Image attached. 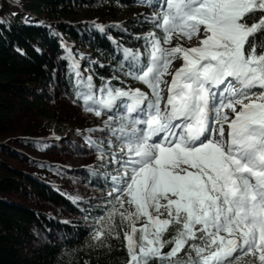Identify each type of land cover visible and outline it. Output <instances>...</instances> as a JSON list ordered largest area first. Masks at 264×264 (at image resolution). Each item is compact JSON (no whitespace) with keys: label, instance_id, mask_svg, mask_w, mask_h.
I'll use <instances>...</instances> for the list:
<instances>
[{"label":"snow or ice","instance_id":"1","mask_svg":"<svg viewBox=\"0 0 264 264\" xmlns=\"http://www.w3.org/2000/svg\"><path fill=\"white\" fill-rule=\"evenodd\" d=\"M150 6V22L163 35L149 33L147 62L129 73L150 93L106 87L96 100L88 77L89 91L78 94L85 105L92 101L109 111L126 99L127 113L135 114L121 118L127 121L120 128L127 149L122 165L130 174L114 188L117 201L127 196L135 206L130 216L146 218L139 245L124 233L128 264L170 260L185 245L198 264H234L246 255L264 264V41L250 39L264 31V0ZM255 12L261 15L249 25L246 17ZM175 35L201 36L199 46L173 45ZM176 59L183 63L169 72ZM161 84H168L167 97ZM86 110L101 115L92 106ZM173 224L177 234L164 239ZM102 235L97 230L96 238ZM165 244L173 245L166 253Z\"/></svg>","mask_w":264,"mask_h":264},{"label":"trees","instance_id":"2","mask_svg":"<svg viewBox=\"0 0 264 264\" xmlns=\"http://www.w3.org/2000/svg\"><path fill=\"white\" fill-rule=\"evenodd\" d=\"M152 14L153 8L142 7L136 0H0V138L24 110H38L40 118L53 122L44 103L56 92L59 76L71 95L89 91L88 77L97 97L108 85L127 91L135 80L129 73L148 55L149 33L159 31L150 22ZM250 15L249 25L261 13ZM253 38L264 41V31ZM50 126L28 119L22 137L39 152L50 153L54 147ZM84 130L92 138L91 126ZM30 159L33 171L2 164L7 172L0 177V264H128L124 233L134 234L122 211L106 200L93 205L82 202L58 181L65 171L62 163L44 159L42 153ZM11 192L61 206L70 214L64 217L61 209L22 203L10 198ZM34 226L44 228L53 239L26 253L36 243ZM178 227L171 225L164 239L174 237ZM97 230L103 232L99 238ZM53 231H60L63 238H55ZM135 234L139 245L141 233ZM193 243L200 241H188ZM172 246L165 244L162 252ZM242 259L234 264H243ZM198 262L195 251L185 245L177 257L155 259L151 264Z\"/></svg>","mask_w":264,"mask_h":264},{"label":"rangeland","instance_id":"3","mask_svg":"<svg viewBox=\"0 0 264 264\" xmlns=\"http://www.w3.org/2000/svg\"><path fill=\"white\" fill-rule=\"evenodd\" d=\"M177 37H182V35L174 36L172 40L173 45L176 44ZM195 40V37H192L191 39L187 38V40H182V43L179 44H181V46L183 47L188 48L196 47L197 45ZM168 46L169 45H165V47ZM181 61L182 59H176L172 64ZM162 86L165 87V84H163ZM137 88H139L141 91L147 92V87L142 83L137 84L134 89ZM161 89V94L165 96L166 88L161 87ZM148 91L150 93L149 89ZM1 95L2 93L0 92V97ZM44 106L45 108H47L49 113L53 115L50 118L53 119V122L48 119L43 120L42 117L40 118L38 116V110H24L9 126L8 131L2 134L0 138V177L6 175L7 172V170L3 168L4 166H2V164H6L10 167H13L14 169H23L26 171H30L32 169L28 159H26L25 157L21 158L15 151H13L12 148L20 150L27 155L39 154V151L36 148L27 145L22 139V126L24 125V123L28 119H36L40 122L43 121L46 123H51L50 127L54 130L56 136L58 138H62L61 141L55 144L56 147L52 149L50 153H44V155L48 156L49 158L52 157L53 159H55L59 163H62L70 169L71 172L68 173L70 176H62V181H65L72 188V190H74L75 195L83 198L86 201H89L90 203L93 202V200L96 198H102L105 196L109 197L133 222L137 231L140 230L146 223V218L141 217L139 220H136L134 218V215L130 216V214L135 213V206L128 203L129 198L127 196H121L120 201H117V197L120 196V193L114 191V189L108 192V194L106 195V192L102 191V189H96V187L90 184V179L83 173V169L88 159H95L97 157L96 153L98 152L93 146L88 144L87 140L82 135L76 133L72 129L73 126L76 125L82 126L93 123L94 127H98L100 129L99 132H95L94 135H101V137L107 142V144L111 142L110 149L113 151V153L110 154V158H114V156L115 158L113 159V161H107L105 165L107 167L112 165L113 168L112 171H103L104 174L102 175V177L104 179V184L106 187L110 185H114L115 187H117V185H123V182L127 179L126 173L130 174V170L126 169L122 164L120 166H116L117 161L115 160L118 159L116 158V155L122 156L120 157L121 161L127 158V149L123 146L124 137L120 132L121 125L125 124V122L122 119H115V124L118 126V128L115 126L114 128H112V126L105 125L103 121L107 120L108 118L105 117V115H107V112L104 108L100 107L98 104L93 105L92 101H89L88 105H85L81 97L72 98L68 96L62 86L60 88V91H58L57 98L55 100L46 99ZM88 106H92L94 109H98L99 111H101V115H95V111H87L86 107ZM60 118L63 119L61 123H59L58 120ZM61 126H64V131L61 135H57L59 132H61ZM117 146H119L118 149ZM105 148L108 149L107 146H105ZM102 156L104 155L102 154ZM114 169L115 171L120 172L115 173L113 171ZM8 196L12 199L29 204L31 206L38 205L41 208L50 207L56 210L61 209V211L63 212L62 215L64 217L68 215V212L61 206L59 209L57 208V206L49 204L48 202L36 197L28 200L26 197L14 192L9 193ZM121 203L123 204L122 207ZM33 231L36 237V243L33 247H27L24 250V252L26 253L27 250L33 251V249L40 248L41 246L51 242V240L53 239L41 227L34 226ZM53 235L57 239L61 238L60 231H55ZM133 241L135 242V238H133ZM248 261L249 262H247L246 264H259L258 259L254 256H252V259L250 258Z\"/></svg>","mask_w":264,"mask_h":264},{"label":"bare ground","instance_id":"4","mask_svg":"<svg viewBox=\"0 0 264 264\" xmlns=\"http://www.w3.org/2000/svg\"><path fill=\"white\" fill-rule=\"evenodd\" d=\"M126 13V12H125ZM201 37V36H200ZM164 80V79H163Z\"/></svg>","mask_w":264,"mask_h":264}]
</instances>
